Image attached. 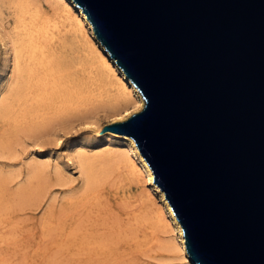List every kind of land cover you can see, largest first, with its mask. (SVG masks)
Masks as SVG:
<instances>
[{"label":"water","instance_id":"95a60500","mask_svg":"<svg viewBox=\"0 0 264 264\" xmlns=\"http://www.w3.org/2000/svg\"><path fill=\"white\" fill-rule=\"evenodd\" d=\"M139 90L129 135L197 264H264V0H73Z\"/></svg>","mask_w":264,"mask_h":264},{"label":"bare ground","instance_id":"6f19581e","mask_svg":"<svg viewBox=\"0 0 264 264\" xmlns=\"http://www.w3.org/2000/svg\"><path fill=\"white\" fill-rule=\"evenodd\" d=\"M0 46L9 86L0 97L1 156L11 153L19 130L33 144H58L74 132L98 131L103 118L122 119L142 106L139 90L73 0H0ZM106 131L120 139H109V146L95 152L83 144L69 149L81 182L60 201L55 195L47 200L39 220L47 252L39 258L45 264H141L142 255L161 248L173 264H197L188 257L181 225L134 140ZM23 175V163L16 175L0 174L1 212L10 197L21 201L24 193H40L42 201L52 186L74 181L58 161L35 157L28 162L26 181ZM113 177L140 187L136 198L122 201L124 209L104 200Z\"/></svg>","mask_w":264,"mask_h":264},{"label":"rangeland","instance_id":"374dc122","mask_svg":"<svg viewBox=\"0 0 264 264\" xmlns=\"http://www.w3.org/2000/svg\"><path fill=\"white\" fill-rule=\"evenodd\" d=\"M4 73V56L0 46V97L7 93L9 89L7 81L3 78ZM101 122L104 125L105 123H109V120L103 118ZM106 132V130L98 132L90 127L79 133H72L68 138L63 139L62 143H40L41 145L33 144L34 142L29 141V138L26 140L27 137L24 136V130H19L14 134L11 153H5L2 156L0 154V174L6 171L16 175V173L20 171L23 163V177L25 180V173L27 172L30 157H35L42 161H58L64 169L65 174L69 175L74 181L72 183L67 182V185L65 184L64 186H52L49 189L48 195H46V198L44 197L42 201L40 193L36 196L35 193H24V199L21 201H18L14 197L9 198L7 202L9 207H1V209L7 208L5 210L2 209V212L0 210V264H45V262L43 263L42 259L39 258L44 252H47V246H45L40 239L39 220L48 203L47 200H50V197L55 195L54 197L57 196V199L60 201L61 197L68 194L67 192L71 185L78 186L81 182L80 167L70 158L69 149L74 145L83 144L89 151L95 152L109 146V139L114 143V139H120L115 133ZM19 178H21V175ZM19 178L17 179L19 180ZM35 179L31 180L32 183H29L32 187L36 186L33 184L34 182L35 184L38 183V179ZM16 183L17 180L11 181V187L15 188L17 185ZM105 190L104 200L108 205H113L116 210H119L125 208V203L122 201H132L137 197L140 187L134 182L113 177L109 179ZM153 192L157 200L162 202L160 192L157 190H153ZM13 199L14 201H12ZM5 204H3V206ZM172 234H175V232ZM154 250L155 251L152 250L151 252L148 251V257L147 255H142L147 258L142 257L141 264H173V261L169 259V252L161 248Z\"/></svg>","mask_w":264,"mask_h":264},{"label":"snow or ice","instance_id":"6c2138e0","mask_svg":"<svg viewBox=\"0 0 264 264\" xmlns=\"http://www.w3.org/2000/svg\"><path fill=\"white\" fill-rule=\"evenodd\" d=\"M126 115H129V116H131V115H132V113H126Z\"/></svg>","mask_w":264,"mask_h":264}]
</instances>
